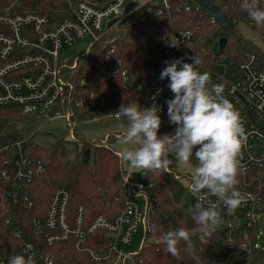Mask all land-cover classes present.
<instances>
[{"label":"built area","instance_id":"2783aa9c","mask_svg":"<svg viewBox=\"0 0 264 264\" xmlns=\"http://www.w3.org/2000/svg\"><path fill=\"white\" fill-rule=\"evenodd\" d=\"M64 1L68 8L64 18L58 21H52L48 15L40 13L20 12L18 0L0 7V107L30 117L35 123L65 120L72 133L70 138L78 142L73 135L75 107H82L87 102L81 88L96 86L102 78L117 70L121 62L114 63L116 43L122 34L144 22L151 14L161 16L169 13L174 0ZM210 1L221 10L229 6V0ZM181 2H185L181 4V9L186 12L195 14L202 11L201 17L218 23L195 0ZM131 3L137 5L127 13L126 9ZM259 6L264 9V2H260ZM138 12L145 17L138 18ZM228 20L236 31L238 25L244 23L262 33L264 42V27H258L249 17L245 22ZM192 27L188 24L187 29L175 30L160 40L161 46L156 53L160 56L161 66L158 71L154 68L150 71L152 87L146 95L151 107L155 105L160 109L159 114H165L168 111L166 101L174 99L171 91L161 90L160 74L166 67L165 61L183 57L186 49L192 47L195 37ZM221 38L217 40L213 58L223 62L226 57L220 51ZM168 39L177 47L169 46L166 43ZM80 41H86V48L77 61L64 59ZM100 45L105 48L90 79L86 76L79 78L81 68L86 66L90 54ZM121 75L127 82V71H121ZM77 78L78 86L75 83ZM222 78L223 96L239 112L247 136L239 157L240 172L236 185L241 203L233 212H229L215 196H205L204 204L205 207L209 201L218 204L222 219L213 230L225 232L228 248L239 245L246 256L244 264H264V53L255 47L238 62L233 75H223ZM129 88L127 85L126 89ZM137 90L141 91V87L138 86ZM87 98L104 100L105 97L92 90ZM107 118L120 120L122 116L114 114ZM103 144L107 146V140ZM3 152L4 158H0V194L6 202H17L18 196L5 191L1 183L18 188L21 182H31L35 174L44 172V168L41 162L36 165L32 163L31 150L25 140L5 146ZM173 174L182 184L187 182V185L184 184L187 193L197 203L199 194H193L190 188L192 175ZM121 189L124 207L120 213L114 219L101 214L90 225L84 223L83 207H80L73 224L69 223V194L66 190H59L49 204L46 221L49 232L45 234L48 247L59 243L69 244L72 239L76 250L87 253L97 264H143L146 247L160 241L155 236L156 200L153 187L146 179V171H139L137 175L125 171ZM98 233L106 236V240L99 241L95 248L85 246L88 237ZM16 236L21 241L20 255L33 257L35 264H55L50 255L45 256L36 245L23 240L21 232H17ZM0 264H6L1 256Z\"/></svg>","mask_w":264,"mask_h":264},{"label":"trees","instance_id":"16d2710c","mask_svg":"<svg viewBox=\"0 0 264 264\" xmlns=\"http://www.w3.org/2000/svg\"><path fill=\"white\" fill-rule=\"evenodd\" d=\"M17 0H0V7L11 5ZM79 1V0H76ZM20 12H35L48 15L52 21L64 18L67 4L64 0H18ZM227 9L222 8L224 14L233 21H246L247 13L240 8L242 0H229ZM264 0H258V3ZM169 13L161 16L151 14L144 22H140L125 31L116 43L117 50L114 63L121 65L114 72L100 80L96 86L89 85L81 88L83 98L87 102L82 107H75L76 123L90 122L107 118L116 114L122 104H138L141 108H150L146 95L152 87L150 71L160 69V56L156 53L160 49V40L166 34L175 30H185L191 24L195 31L194 43L184 53V61L191 63L189 57L196 55L202 61L199 66L201 73L207 72L213 84H222L223 75L228 77L236 71L238 62L255 47L246 41L238 31H227L218 23H211L202 11L190 14L181 9V0L171 2ZM142 19V12L137 13ZM157 22V23H155ZM223 36L228 38L223 51L225 61L213 58L217 40ZM105 47L100 45L90 54L88 63L81 68L79 78L86 76L90 79L97 64L102 58ZM151 57L153 59H151ZM159 65V66H158ZM85 67V68H84ZM127 71L128 81L124 82L121 71ZM75 83L78 86V79ZM169 80L160 82L162 91L168 88ZM129 85V89L126 86ZM223 85V84H222ZM141 87V91L137 87ZM95 91L105 98L90 100L87 95ZM173 94V93H172ZM174 96V94H173ZM162 125L159 135L174 134L176 125L169 121L167 112L160 114ZM123 132L111 134L107 140L81 141L82 147L76 142L64 139L57 140L50 148L33 145L31 138H25L20 131L24 125L34 124L35 120L25 117L10 108L0 107V158H4L3 148L25 140L31 150L30 158L33 164L41 162L44 172L37 173L31 182H21L18 188L8 183H1L5 191L18 196L17 202H6L0 194V256L9 264L10 257L21 254V241L17 232H21L23 240L38 247L42 254L50 255L55 264H97L84 252L76 250L74 240L69 244L59 243L48 247L45 234L48 233L46 221L48 219L49 204L59 190H66L69 194L67 218L72 225L76 220L80 207L85 209L84 223L90 225L97 216L104 214L114 219L124 207L121 182L125 173L123 161L115 148L117 139L124 136L127 120L122 116ZM76 134V133H75ZM77 135V134H76ZM69 143H73L75 154L69 156ZM195 151V149H194ZM172 156L170 155L169 158ZM193 158L191 166L195 165ZM146 179L152 184L154 198V226L155 236H161L170 230L180 227L193 231L192 241L195 255L199 257V264H244L245 254L239 245L232 249L227 246L224 231L212 230L211 237L206 242L199 239L198 226L192 218L196 201L188 195L185 186L175 179L172 172L158 174L146 171ZM9 221V223H7ZM38 222V224H37ZM106 236L98 233L89 236L85 246L95 248L99 241L106 240ZM186 245L181 241L179 258L167 253L162 243L150 244L144 252L143 264H197L191 255L184 251ZM44 264V263H43Z\"/></svg>","mask_w":264,"mask_h":264},{"label":"clouds","instance_id":"9594fccd","mask_svg":"<svg viewBox=\"0 0 264 264\" xmlns=\"http://www.w3.org/2000/svg\"><path fill=\"white\" fill-rule=\"evenodd\" d=\"M240 8L258 27H264V9L258 0H242ZM171 47H177L170 39L166 41ZM165 61L166 67L160 79H168V88L174 99L166 101L168 117L176 125L174 134L159 135L162 125L160 109L153 105L141 108L138 104H122L116 112L117 117H125L127 127L124 131V143L134 145L122 152V161L129 170L164 174L175 163L192 164L193 194H199L192 218L198 226L199 239L206 242L212 230L221 223L218 204L208 202L205 196H215L229 210L235 211L240 203L238 184L239 157L247 140L240 114L234 105L223 96L224 86L213 84L207 72L201 73L202 61L196 55ZM195 149V151H194ZM193 231L180 227L163 234L160 243L165 251L179 258L178 244L185 242V249L193 260L199 264L192 241ZM9 264H35L33 257L14 255Z\"/></svg>","mask_w":264,"mask_h":264},{"label":"rangeland","instance_id":"374dc122","mask_svg":"<svg viewBox=\"0 0 264 264\" xmlns=\"http://www.w3.org/2000/svg\"><path fill=\"white\" fill-rule=\"evenodd\" d=\"M85 48H86V41L78 42L64 56V59H66L67 61H74V59H75V61H77V59L80 57L81 53L84 52ZM60 122H62V121L60 120ZM36 124H38V125L32 126V124H31L30 127L22 126L20 128V131L25 137H31V142L33 145H37V146H40L42 148H50L52 145H54L56 143V141L58 139H61V138L65 139L70 134V128H69L68 124L65 123V120L62 123L56 124V126H58L59 128L64 127V129H60L59 132H49L45 125L43 126L40 123H36ZM33 132H35V133H33ZM103 139L108 140L107 137H105ZM68 141H73V140L69 138ZM76 143L79 144L78 145L79 147H82L81 141L78 140V142H76ZM119 144H120V149H124V148H128V147H134V145L125 144L124 140L120 141ZM68 146H69L68 147L69 148V156H68V158L65 159V161L67 159H72L74 157V154H75L74 153L75 152L74 144L69 143ZM170 159H173V161H174L173 165H171L169 168V170H171L173 173L179 174L181 176L192 175V166L191 165H188V164L177 165L175 163V157L174 156H172ZM184 184L187 185V182L184 181L183 185Z\"/></svg>","mask_w":264,"mask_h":264},{"label":"crops","instance_id":"0c3cea01","mask_svg":"<svg viewBox=\"0 0 264 264\" xmlns=\"http://www.w3.org/2000/svg\"><path fill=\"white\" fill-rule=\"evenodd\" d=\"M64 122V120H61ZM60 120H56L54 122L48 123V124H42L43 126L45 125L46 128L48 129L49 132H59L60 129H64V127L59 128L56 126L57 123H62ZM66 123V122H65ZM64 124V123H63ZM38 125L36 123L32 124V126ZM25 127H30V125H24ZM122 131V120L118 119H111V118H103V119H96L90 122H81V123H76V126L73 130V135L76 138H82L86 141H95L101 138L109 137L111 134ZM35 133V132H33ZM77 135H76V134ZM32 134V133H31ZM70 134H72L70 132ZM70 134L64 139V140H69ZM24 136V135H23ZM54 136V135H53ZM25 137V136H24ZM25 138H31V137H25ZM68 138V139H67ZM63 139V138H61ZM71 139V138H70ZM60 140V139H58ZM124 140V136H121L117 139V142L115 144V148L118 152V155L121 157L122 152L125 150L120 149V141ZM123 167L125 171H130L128 164L123 161ZM135 175L139 173L138 170H131ZM171 171V170H169ZM172 172V171H171Z\"/></svg>","mask_w":264,"mask_h":264},{"label":"water","instance_id":"95a60500","mask_svg":"<svg viewBox=\"0 0 264 264\" xmlns=\"http://www.w3.org/2000/svg\"><path fill=\"white\" fill-rule=\"evenodd\" d=\"M195 1L200 5V7L203 9V11L206 14H208L211 17H214L218 21V24L220 25L221 28L227 31H231L235 29L234 25L229 22L224 12L220 8L215 6L210 0H195ZM136 5H137L136 3H131L127 7L126 12L127 13L130 12L132 9L136 7ZM237 31L246 41L250 42L256 48L260 49L264 53V42L262 39L263 36L262 33L252 30L248 25L244 23H240L238 25ZM227 42H228L227 37H223L219 40V46L221 52L224 51V49L226 48Z\"/></svg>","mask_w":264,"mask_h":264}]
</instances>
